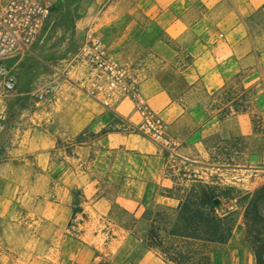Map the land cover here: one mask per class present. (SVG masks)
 Here are the masks:
<instances>
[{"label":"crops","instance_id":"1","mask_svg":"<svg viewBox=\"0 0 264 264\" xmlns=\"http://www.w3.org/2000/svg\"><path fill=\"white\" fill-rule=\"evenodd\" d=\"M79 11L64 34L40 29L28 52L10 61L16 88L0 99V240L12 239L17 260L28 264H167L147 235L157 212L175 218L182 196L174 187L186 176L178 170L206 177L214 169L228 187H242L238 138L264 133L253 130L254 94L243 111L209 102L264 69V0H82ZM90 21L111 55L138 67L144 99L176 139L172 151L129 128L138 122L129 100L105 109L63 78L65 70L73 81L82 75L81 62L65 53ZM36 55L44 60L38 67L27 59ZM38 78L50 95L21 87ZM215 134L235 141L233 155L198 160ZM191 177L185 181L201 178ZM210 259L256 264L236 226Z\"/></svg>","mask_w":264,"mask_h":264},{"label":"built area","instance_id":"2","mask_svg":"<svg viewBox=\"0 0 264 264\" xmlns=\"http://www.w3.org/2000/svg\"><path fill=\"white\" fill-rule=\"evenodd\" d=\"M58 2L59 0H0V99L10 96L16 88V79L8 62L16 55L28 52ZM75 58L84 66L82 75L73 81L65 70L62 75L66 81L74 84L105 109L113 108L121 99L129 100L138 117L137 124L129 128L145 134L161 149L173 150L176 141L165 132V124L144 99L136 67L122 63L111 55L101 37L90 28L84 33ZM34 91L38 98H42L50 95L52 89L47 83L39 82Z\"/></svg>","mask_w":264,"mask_h":264},{"label":"rangeland","instance_id":"3","mask_svg":"<svg viewBox=\"0 0 264 264\" xmlns=\"http://www.w3.org/2000/svg\"><path fill=\"white\" fill-rule=\"evenodd\" d=\"M82 0H62L61 3H57V6L55 7L54 14L52 16L53 20H50L51 16L47 21L45 26L41 28V35L44 34L45 32H50L53 34H58L56 32H62L63 34L66 32V26L67 27H73L75 20H77L79 17L83 16V13L79 11V5ZM105 4V3H104ZM93 23L90 21V23L84 28L83 33L86 32L87 29H93L95 32H97L95 29L97 27H92ZM44 38V37H43ZM41 40L42 37H41ZM67 48H66V58L69 59H74L76 54H77V49H78V44L79 40L76 38H71L70 40L67 41ZM45 43H43L41 46L44 48ZM38 59L33 58L32 56L28 57L27 59H32L35 63V66L38 67L41 65V62H43V57H39L36 55ZM68 61V62H69ZM25 62V61H24ZM10 61L8 62V66H10ZM69 65V64H68ZM16 69L13 70V73L16 76H20L16 72L17 68L22 69L23 65H17L15 67ZM138 68V67H137ZM246 74V73H245ZM24 81V80H23ZM39 82H43V78L40 79H35L31 80L28 82H25L24 86L21 85L25 90H34L35 87L38 85ZM229 88L221 90L217 93H215L212 97H210L209 102L211 101L214 105L217 106L219 103H227V106L229 105H239L241 96L244 94L246 96H250L251 94H254L253 97H255V101H257L258 108L253 110L252 109V119L255 121V125L258 127L259 130H262L260 125V121L264 124V69H259L256 71V73L253 76V79L251 77L245 78L243 82H233L229 84ZM28 88V89H27ZM258 95V99L257 96ZM251 97V98H253ZM20 99L15 101L16 103L19 102ZM22 104H24L22 102ZM247 104V103H246ZM226 106V107H227ZM233 109V106H231ZM222 112V110H221ZM165 132L171 136L166 129L165 126ZM174 138V137H173ZM175 139V138H174ZM176 141V139H175ZM205 148H204V143L203 146H200V152H197V157L198 160L204 162H212L218 164L220 161L221 157H227L233 155V149L235 147V141L233 140H227V142H223L220 140L218 134H215L214 136L208 138L205 140ZM177 146L176 144L173 146V149ZM226 148V150H224ZM237 148H238V162L240 160V155L239 152L242 151V165H243V175L241 180V184L243 185L242 187L238 186L236 188L235 185L232 186H227L223 179L220 176V172H214V169L208 176L204 177L203 174H201L199 171L198 172H190L191 168L189 169L187 164L186 169L188 168L189 170H178V173L184 172L186 176L190 174V177L184 176L183 179L184 181H177L180 183V185H176L174 187V193L179 194V195H184L186 191L190 187L197 188L198 185H203L206 184L207 186L214 187L216 188V191L220 193L219 199L221 201V207L228 209V210H233V206L231 207L232 203L237 202L238 198L242 196L246 192H252L253 190L264 186V133H258L256 135H253L251 137H244L242 140H239L237 142ZM205 150V151H204ZM180 167H183V164H181ZM178 166L175 167L177 169ZM192 174L200 175L201 178L194 177L195 181H185L187 178H192ZM254 179V180H253ZM228 198L235 199L234 202L231 204H228L225 201V195L223 193L228 190ZM236 209V208H235ZM236 218H235V224L234 228H240L242 231H244L245 238L247 242L250 240V238H247L246 234V229L245 225L243 222V207L237 208L236 210ZM160 220L159 223H162L164 221H169L173 216H171V213L168 211H160ZM12 239H8V242L5 243V245L2 243L0 240V264H28L27 263V257H22L21 262H19L15 253L10 249L12 246ZM216 247V244H205L203 246H190V245H183V251H198V248L202 252L209 253L214 250ZM193 264H195V260L192 261ZM167 264H172V263H167Z\"/></svg>","mask_w":264,"mask_h":264},{"label":"trees","instance_id":"4","mask_svg":"<svg viewBox=\"0 0 264 264\" xmlns=\"http://www.w3.org/2000/svg\"><path fill=\"white\" fill-rule=\"evenodd\" d=\"M246 95H242L240 104L234 110L243 111ZM255 132L259 130L253 120ZM261 126V125H258ZM229 189L223 195L227 197ZM220 193L206 184L190 187L181 197L172 222L159 223L160 213L155 214L148 235L147 245L156 248L165 260L173 264H211L210 254L198 251H183V245L203 246L205 244H223L231 236L235 224L236 210L243 207V222L249 247L256 264H264V186L252 192H246L236 202V209L221 207ZM214 200H217L216 204ZM74 208L73 211H77Z\"/></svg>","mask_w":264,"mask_h":264},{"label":"water","instance_id":"5","mask_svg":"<svg viewBox=\"0 0 264 264\" xmlns=\"http://www.w3.org/2000/svg\"><path fill=\"white\" fill-rule=\"evenodd\" d=\"M217 200H214V203L216 204Z\"/></svg>","mask_w":264,"mask_h":264}]
</instances>
